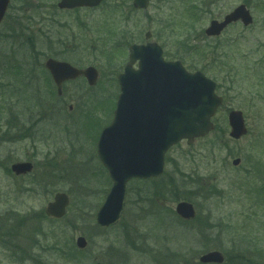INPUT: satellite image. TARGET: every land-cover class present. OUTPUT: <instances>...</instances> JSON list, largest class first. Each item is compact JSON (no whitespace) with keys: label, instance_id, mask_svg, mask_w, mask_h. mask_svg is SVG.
Listing matches in <instances>:
<instances>
[{"label":"rangeland","instance_id":"1","mask_svg":"<svg viewBox=\"0 0 264 264\" xmlns=\"http://www.w3.org/2000/svg\"><path fill=\"white\" fill-rule=\"evenodd\" d=\"M188 1L150 0L136 11L132 0L74 10L59 9V0H12L0 25V264H201L212 250L224 254L223 264H264V0L201 1L200 19ZM242 3L253 14L251 27L237 23L218 37L205 35L211 20ZM147 31L167 60L213 78L224 103L209 134L170 149L154 183H128L120 220L101 228L96 213L112 181L97 138L113 119L128 47L145 43ZM213 56L225 66L213 69ZM48 57L95 66L98 84L80 78L58 97L44 72ZM92 107L100 109L90 114ZM232 109L244 113L248 127L237 140L229 134ZM17 161H32L34 173L15 176L10 166ZM59 191L70 204L56 220L44 209ZM184 200L196 208L193 221L175 212ZM81 235L83 250L76 246Z\"/></svg>","mask_w":264,"mask_h":264},{"label":"water","instance_id":"2","mask_svg":"<svg viewBox=\"0 0 264 264\" xmlns=\"http://www.w3.org/2000/svg\"><path fill=\"white\" fill-rule=\"evenodd\" d=\"M103 0H61L62 9L95 7ZM10 0H0V23ZM135 8L146 9L149 0H134ZM248 26L253 17L242 4L227 14L222 22L213 20L206 29L210 36L219 35L236 21ZM150 36V32L147 33ZM139 61V69L134 64ZM46 67L52 73L62 94V83L85 75L90 85H95L99 72L95 67L78 69L65 61L49 58ZM121 93L118 98L115 118L104 130L98 141V153L108 169L113 185L104 203L97 212V223L109 227L120 218L124 207L127 183L132 178L159 176L164 170V158L168 149L183 139L191 144L195 138L205 136L213 127L211 118L215 115L222 98L215 93V82L201 72L189 73L180 61L170 62L163 58V50L156 42L130 46V60L124 73L120 74ZM230 135L239 139L247 133L243 113L234 110L229 114ZM240 159L233 161L238 165ZM31 162H16L11 169L17 175L30 173ZM70 198L65 192H58L50 201L45 212L48 216L62 218L66 214ZM178 215L185 219L196 216L190 202L181 201L176 206ZM77 246L84 249L87 240L79 236ZM203 263H223L219 251L201 256ZM96 264H101L100 262Z\"/></svg>","mask_w":264,"mask_h":264},{"label":"trees","instance_id":"3","mask_svg":"<svg viewBox=\"0 0 264 264\" xmlns=\"http://www.w3.org/2000/svg\"><path fill=\"white\" fill-rule=\"evenodd\" d=\"M195 4H196V3H195ZM198 6H199V3H198ZM206 13H207V12H206ZM150 181H152V182L154 183V182L156 181V179H152V180H150ZM142 182H144V183H148V181H142ZM159 189H161V187H160ZM159 189H156V191L159 190ZM154 191H155V190H154ZM141 192L143 193V190H139V193H140V194H141ZM153 193H154V192H153ZM161 193H162L161 190H160V191H157L158 196L161 195ZM151 194H152V193H151ZM141 197H143L142 194H141ZM139 199H140V198H139ZM151 211H152L153 214H155V211H154V210L151 209ZM5 222H6V218H5L4 216H0V231L4 229L3 227L6 225ZM125 232H126V238H129V232H128V230H127V231L125 230ZM53 248H54V249L56 248V245H55V244L53 245ZM68 254H69V253H68Z\"/></svg>","mask_w":264,"mask_h":264},{"label":"flooded vegetation","instance_id":"4","mask_svg":"<svg viewBox=\"0 0 264 264\" xmlns=\"http://www.w3.org/2000/svg\"><path fill=\"white\" fill-rule=\"evenodd\" d=\"M216 60H217V59H215V58H210V59H209L210 63H212V62H216ZM222 66H223V65H219L218 68H222ZM50 78H51V81H49V84H50L53 88H54V87L56 88L55 82L53 81L51 75H50ZM56 91H57V89H56ZM45 107H46V105L44 106V108H45Z\"/></svg>","mask_w":264,"mask_h":264}]
</instances>
